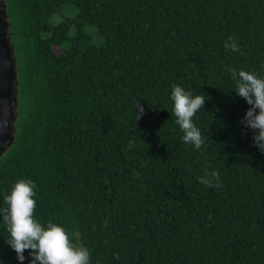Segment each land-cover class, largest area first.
Listing matches in <instances>:
<instances>
[{
	"label": "trees",
	"instance_id": "1",
	"mask_svg": "<svg viewBox=\"0 0 264 264\" xmlns=\"http://www.w3.org/2000/svg\"><path fill=\"white\" fill-rule=\"evenodd\" d=\"M3 2L17 104L0 208L31 178L35 217L77 233L92 264H264V152L227 71L264 75V0ZM176 84L207 98L199 150L172 116ZM8 238L0 215V262L29 264Z\"/></svg>",
	"mask_w": 264,
	"mask_h": 264
},
{
	"label": "clouds",
	"instance_id": "2",
	"mask_svg": "<svg viewBox=\"0 0 264 264\" xmlns=\"http://www.w3.org/2000/svg\"><path fill=\"white\" fill-rule=\"evenodd\" d=\"M224 47L233 52L240 51L233 36L228 38ZM227 71L234 81L236 94L249 105L241 123L253 130V144L264 152V75L244 69L237 71L231 67ZM170 98L173 102L171 113L183 133V142L191 144L196 150L201 149L206 137L196 125L195 117L204 109L206 96L193 95L192 91L176 84L172 87ZM143 114L144 107L137 101L135 121L141 119ZM133 146L134 142L129 141L128 148ZM219 180V171L205 170L200 183L219 187ZM35 189L36 184L31 178L17 179L10 194L4 197L6 207L0 208V215L9 233L7 243L16 252L17 259L23 262L25 251L30 250L29 264H92L91 250L80 242L77 233L52 220L45 226L35 217ZM116 258L119 259V256Z\"/></svg>",
	"mask_w": 264,
	"mask_h": 264
},
{
	"label": "water",
	"instance_id": "3",
	"mask_svg": "<svg viewBox=\"0 0 264 264\" xmlns=\"http://www.w3.org/2000/svg\"><path fill=\"white\" fill-rule=\"evenodd\" d=\"M6 9L0 0V156L13 141L12 122L17 104L15 58L7 32Z\"/></svg>",
	"mask_w": 264,
	"mask_h": 264
},
{
	"label": "rangeland",
	"instance_id": "4",
	"mask_svg": "<svg viewBox=\"0 0 264 264\" xmlns=\"http://www.w3.org/2000/svg\"><path fill=\"white\" fill-rule=\"evenodd\" d=\"M55 52L59 53L60 51H59V49L55 48Z\"/></svg>",
	"mask_w": 264,
	"mask_h": 264
}]
</instances>
